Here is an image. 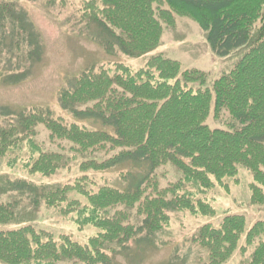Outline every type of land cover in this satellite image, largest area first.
Wrapping results in <instances>:
<instances>
[{
  "label": "trees",
  "instance_id": "trees-1",
  "mask_svg": "<svg viewBox=\"0 0 264 264\" xmlns=\"http://www.w3.org/2000/svg\"><path fill=\"white\" fill-rule=\"evenodd\" d=\"M78 2L79 21L96 25L106 52L149 53L178 16L200 27L216 56L241 57L213 81L161 55L138 70L114 62L60 91L57 103L68 120L45 107L0 115V225L17 221L19 202L27 200L33 212L43 206L77 230H91L83 242L29 223L0 231V264H116L129 258V246L169 228L171 213L214 216L206 197L239 169L252 175V203L264 202V0ZM13 3L1 4V15H12ZM211 107L215 119L225 111L240 128L211 129ZM38 128L57 149L37 142ZM4 166L25 178L10 180ZM165 167L178 178L161 188L156 172ZM116 168H129L121 175L127 187H96L95 175ZM73 170L79 175L68 183H43ZM245 227L243 216L225 214L217 225L202 224L190 242L203 252V264H226L236 253L242 264H264V220Z\"/></svg>",
  "mask_w": 264,
  "mask_h": 264
},
{
  "label": "rangeland",
  "instance_id": "rangeland-1",
  "mask_svg": "<svg viewBox=\"0 0 264 264\" xmlns=\"http://www.w3.org/2000/svg\"><path fill=\"white\" fill-rule=\"evenodd\" d=\"M4 2L16 4H12V15H1L0 11L1 116L14 117L21 111L45 107L68 120V115H64L57 103L60 91L87 70H97L100 66L114 62L124 63L132 70H138L144 67L149 58L161 55L180 63L183 70L204 72L209 81H213L231 70L241 57L237 51L224 58L216 56L200 27L184 17L177 16L172 26H163L160 44L156 49L138 57H127L117 51L106 52L99 45L96 25L79 21L76 12L80 5L78 0H70V4L64 8H47L32 0H0V5ZM206 124L211 129L240 128L225 111L215 119L212 107ZM37 132L38 143L47 149H57V144H51L48 140V132L43 128H38ZM8 169L4 166L1 170L13 173L8 176L10 180L15 179L14 175L25 178L21 174H15V170ZM127 171H130L129 168H116L95 175L98 183L96 187H127V179L121 177ZM156 174L161 188L178 178L175 170L170 167L161 168ZM77 175L79 172L76 170L71 173L59 172L43 183L65 184ZM252 183L251 173L239 169L234 178L224 180V186H216L206 197L215 209L214 216L192 217L188 213H171L169 228L151 235L144 244L129 246V258L118 257L116 264H203V252L190 242L202 224L212 222L217 225L225 214L241 215L245 218L247 232L255 222L264 220V202L253 204L251 201ZM262 191L264 193V188ZM17 214L18 220L0 225V231L16 230L29 223L35 228L53 233L71 234L80 242L86 241L91 234L90 229L77 230L66 217L45 210L43 206L33 212L27 200L23 204L19 202ZM242 239L239 245L242 244ZM244 261L245 257L236 253L226 264H242Z\"/></svg>",
  "mask_w": 264,
  "mask_h": 264
}]
</instances>
